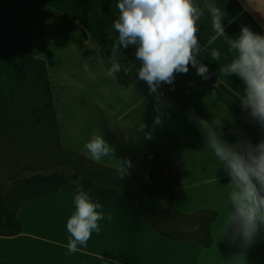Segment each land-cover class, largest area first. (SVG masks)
I'll use <instances>...</instances> for the list:
<instances>
[{
    "label": "crops",
    "instance_id": "crops-1",
    "mask_svg": "<svg viewBox=\"0 0 264 264\" xmlns=\"http://www.w3.org/2000/svg\"><path fill=\"white\" fill-rule=\"evenodd\" d=\"M38 1L54 16L21 1L0 0V20L18 25L25 41L47 62L63 147L90 158L85 144L93 134L102 133L114 148V156L96 162L118 169L119 160L132 163L139 150L154 141L165 159L180 169L175 195L178 210L192 214L211 209L219 212V218L211 225L213 245L204 247L196 241L169 238L123 209L102 206L99 231L92 233L86 245L70 252L66 222L74 212V193L63 188L21 208L22 232L0 235V264H264V228L247 247L234 240L232 228L225 231L230 178L206 146L199 121L213 123L217 129L220 121L221 138L230 144L254 145L264 139V127L251 118L249 110L192 69L177 73L172 85H160L165 103L157 112L155 95L138 78L135 45L121 48L118 56L131 83L126 86L115 75L109 76L108 58L118 39L113 28L117 0ZM195 2L201 7L213 3L226 14V35L219 36L205 8L199 21L202 50L197 60L239 98L243 81L226 77L220 70L233 55L227 40L235 39L244 25L264 34V0ZM213 48L220 51L219 60L211 59ZM85 64L94 80L85 73ZM157 116L160 124H154ZM141 123L147 126L144 132H139ZM146 133L152 138L147 139Z\"/></svg>",
    "mask_w": 264,
    "mask_h": 264
},
{
    "label": "trees",
    "instance_id": "trees-1",
    "mask_svg": "<svg viewBox=\"0 0 264 264\" xmlns=\"http://www.w3.org/2000/svg\"><path fill=\"white\" fill-rule=\"evenodd\" d=\"M17 1L54 16L38 0ZM189 69L196 71L191 65ZM115 76L123 85L131 83V75L124 70ZM207 80L241 105L209 69ZM0 166L12 178L9 184L0 185L2 236L22 232L19 212L29 201L63 188L75 193L81 186L101 206L142 217L169 238L213 245L211 225L219 212L204 209L186 214L178 210L175 195L180 169L165 159L156 142L149 141L139 150L123 177L116 168L63 147L47 62L25 41L18 25L1 20Z\"/></svg>",
    "mask_w": 264,
    "mask_h": 264
},
{
    "label": "clouds",
    "instance_id": "clouds-1",
    "mask_svg": "<svg viewBox=\"0 0 264 264\" xmlns=\"http://www.w3.org/2000/svg\"><path fill=\"white\" fill-rule=\"evenodd\" d=\"M207 9L212 27L217 35H226L223 27L225 12L213 3L203 7L195 0H117L118 17L113 28L118 33L113 44L107 74L113 76L122 70L118 62L120 49L136 46L135 57L140 61L138 78L144 81L149 93L155 95L156 111L165 103L161 84L172 85L177 73L186 74L189 65L196 68L197 75L208 78V67L197 60L202 50L198 32L199 21ZM229 51L233 54L229 63L220 70L226 76H235L243 81L239 94L241 107L249 110L250 116L264 127V34L254 32L249 26H242L235 39H228ZM212 60H219L221 53L213 48L209 53ZM85 73L93 80L89 65ZM159 116L154 124H160ZM206 133L205 144L210 147L219 165H223L230 178L228 199L230 208L225 231L232 228L234 240L247 247L264 228V139L258 143L238 142L230 144L221 138L220 129L208 121H199ZM147 126L140 124L139 132ZM151 139V134H145ZM85 148L94 161L113 155L114 148L102 133L93 134ZM132 167L130 160H119L118 173L121 177ZM74 212L66 222L69 233L67 245L70 252H76L78 245H86L94 231H99L103 218L98 211L102 206L94 201L89 192L77 186L74 193Z\"/></svg>",
    "mask_w": 264,
    "mask_h": 264
},
{
    "label": "rangeland",
    "instance_id": "rangeland-1",
    "mask_svg": "<svg viewBox=\"0 0 264 264\" xmlns=\"http://www.w3.org/2000/svg\"><path fill=\"white\" fill-rule=\"evenodd\" d=\"M151 150V149H150ZM7 172L5 167L1 168L0 166V185L9 184L12 180L10 174Z\"/></svg>",
    "mask_w": 264,
    "mask_h": 264
}]
</instances>
